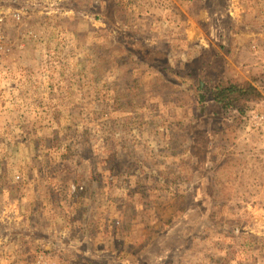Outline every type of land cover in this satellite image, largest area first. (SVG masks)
I'll list each match as a JSON object with an SVG mask.
<instances>
[{
	"label": "rangeland",
	"instance_id": "rangeland-1",
	"mask_svg": "<svg viewBox=\"0 0 264 264\" xmlns=\"http://www.w3.org/2000/svg\"><path fill=\"white\" fill-rule=\"evenodd\" d=\"M37 1L0 51V237L32 245L0 264H264L261 132L208 91L260 93L264 0Z\"/></svg>",
	"mask_w": 264,
	"mask_h": 264
},
{
	"label": "built area",
	"instance_id": "built-area-1",
	"mask_svg": "<svg viewBox=\"0 0 264 264\" xmlns=\"http://www.w3.org/2000/svg\"><path fill=\"white\" fill-rule=\"evenodd\" d=\"M25 5L37 7L36 0H0V51L5 48L6 43V25L10 20L21 22L26 14ZM260 99L253 103L251 109L245 118V121L252 124L261 132V138L264 142V86L260 90ZM248 126V125H247ZM251 127V125H250ZM249 130H252L250 129ZM32 264H60L50 255L40 253L34 259Z\"/></svg>",
	"mask_w": 264,
	"mask_h": 264
},
{
	"label": "trees",
	"instance_id": "trees-1",
	"mask_svg": "<svg viewBox=\"0 0 264 264\" xmlns=\"http://www.w3.org/2000/svg\"><path fill=\"white\" fill-rule=\"evenodd\" d=\"M137 43V41L132 39L130 41L124 40L123 46L129 50L130 54L135 55ZM146 52L149 53L148 51ZM150 54H153V52H150ZM208 91L212 100L219 104L225 112L233 110L243 112L246 108V103L251 102L244 112V117H247L252 104L260 98V93L253 83H248L247 81L221 80L216 82Z\"/></svg>",
	"mask_w": 264,
	"mask_h": 264
},
{
	"label": "crops",
	"instance_id": "crops-1",
	"mask_svg": "<svg viewBox=\"0 0 264 264\" xmlns=\"http://www.w3.org/2000/svg\"><path fill=\"white\" fill-rule=\"evenodd\" d=\"M189 17V16H188ZM190 18V17H189ZM191 19V18H190ZM188 21V20H187ZM187 22H186V20L184 19V20H180V25H179V29L180 30H186V28H187ZM184 37L186 36V34H185V32H184V35H183ZM186 38V37H185ZM41 205V204H47V202H46V200H45V203H43L41 200L38 202V201H36V200H32V201H28V199H27V205H30V206H32V205H34V206H36V205ZM39 236L41 235V234H38ZM9 236H11V234H9V233H7V234H4L3 236H1L0 237V242L2 241V243H3V246L1 247L0 246V253H3V254H6L7 256L9 255V254H7V252L8 253H11V251H12V247H11V244H10V241H9ZM28 236H31V235H29L27 232L25 233V232H22V234H19V236L17 237L19 240H18V243H19V247H18V245H14L17 249H14L13 248V251H12V257L13 256H15L13 253L14 252H17L18 254V256H21V257H25V255H27V253H29V249L32 247V245L31 244H29L27 241H26V239H28ZM20 237V238H19ZM34 237H36V236H34ZM12 238V237H11ZM24 241H26L27 242V244H24ZM11 257V258H12ZM26 258V257H25ZM9 259V258H8ZM9 262L10 261H5L4 262V264H9Z\"/></svg>",
	"mask_w": 264,
	"mask_h": 264
}]
</instances>
